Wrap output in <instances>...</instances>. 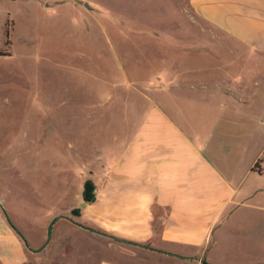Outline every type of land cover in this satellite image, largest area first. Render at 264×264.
I'll return each instance as SVG.
<instances>
[{
  "label": "rangeland",
  "instance_id": "obj_1",
  "mask_svg": "<svg viewBox=\"0 0 264 264\" xmlns=\"http://www.w3.org/2000/svg\"><path fill=\"white\" fill-rule=\"evenodd\" d=\"M153 108L213 134L209 147L244 172L264 144V53L187 0H0V203L31 244L50 242ZM249 211L215 232L221 264L264 261V209Z\"/></svg>",
  "mask_w": 264,
  "mask_h": 264
},
{
  "label": "crops",
  "instance_id": "obj_2",
  "mask_svg": "<svg viewBox=\"0 0 264 264\" xmlns=\"http://www.w3.org/2000/svg\"><path fill=\"white\" fill-rule=\"evenodd\" d=\"M187 1L214 28L264 53V0ZM233 89L238 101L254 102L255 90L243 83ZM212 136L186 130L151 109L95 180L96 199L82 197V205H74L81 206L80 214L59 218L50 242L28 245L0 207V262L26 264L48 254L51 264H207L204 257L221 264L211 249L215 232L236 226L251 208L264 209V183L249 178L264 177L253 169L264 144L238 172V163L224 165L209 147L206 137Z\"/></svg>",
  "mask_w": 264,
  "mask_h": 264
},
{
  "label": "trees",
  "instance_id": "obj_3",
  "mask_svg": "<svg viewBox=\"0 0 264 264\" xmlns=\"http://www.w3.org/2000/svg\"><path fill=\"white\" fill-rule=\"evenodd\" d=\"M262 161H264V154L262 156H260L256 160V162L253 165V169L258 170L260 172L264 171V165L261 166L262 165L261 164ZM96 187L97 186H96V182L94 181V179H92L90 177H88L87 179H85L84 184H83V190H82V197H83V199L85 201L92 202V201H94L96 199V191H95ZM71 212L74 215L75 214H80V212H81V206H74L71 209ZM84 225L85 226H88V227H90L92 229H94L92 226H89V225H86V224H84ZM16 230L18 231V233H20V235L28 243V245H30L29 242L26 240V237L20 232V230H18L17 228H16ZM204 262L207 263V264H215V263L208 262L205 257H204Z\"/></svg>",
  "mask_w": 264,
  "mask_h": 264
},
{
  "label": "water",
  "instance_id": "obj_4",
  "mask_svg": "<svg viewBox=\"0 0 264 264\" xmlns=\"http://www.w3.org/2000/svg\"><path fill=\"white\" fill-rule=\"evenodd\" d=\"M86 4L89 5L88 3H86ZM0 205H1V207L3 206V204H1V203H0ZM5 214H6L7 218L9 219L8 214L6 212H5Z\"/></svg>",
  "mask_w": 264,
  "mask_h": 264
}]
</instances>
